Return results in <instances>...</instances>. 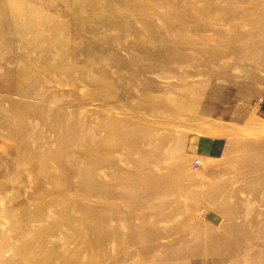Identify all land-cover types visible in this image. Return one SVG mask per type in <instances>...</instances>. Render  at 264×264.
<instances>
[{
	"label": "rangeland",
	"instance_id": "374dc122",
	"mask_svg": "<svg viewBox=\"0 0 264 264\" xmlns=\"http://www.w3.org/2000/svg\"><path fill=\"white\" fill-rule=\"evenodd\" d=\"M263 91L264 0H0V264H264Z\"/></svg>",
	"mask_w": 264,
	"mask_h": 264
},
{
	"label": "crops",
	"instance_id": "0c3cea01",
	"mask_svg": "<svg viewBox=\"0 0 264 264\" xmlns=\"http://www.w3.org/2000/svg\"><path fill=\"white\" fill-rule=\"evenodd\" d=\"M263 99L261 103H259V110L263 113L264 116V91H263ZM262 121L264 122V118H262ZM226 124V123H225ZM221 124V125H225ZM192 148L190 150L192 156L194 157H210L214 158L216 156L222 155V150L226 149V145H220L219 144V138H210L208 136H205L203 138H200L196 141L192 142Z\"/></svg>",
	"mask_w": 264,
	"mask_h": 264
},
{
	"label": "built area",
	"instance_id": "2783aa9c",
	"mask_svg": "<svg viewBox=\"0 0 264 264\" xmlns=\"http://www.w3.org/2000/svg\"><path fill=\"white\" fill-rule=\"evenodd\" d=\"M198 164H199V161H198V160H196V161L194 162V168H195V169H197V168H198Z\"/></svg>",
	"mask_w": 264,
	"mask_h": 264
},
{
	"label": "bare ground",
	"instance_id": "6f19581e",
	"mask_svg": "<svg viewBox=\"0 0 264 264\" xmlns=\"http://www.w3.org/2000/svg\"><path fill=\"white\" fill-rule=\"evenodd\" d=\"M105 193V195H112V194H110L108 191L107 192H104ZM129 217H132V215L131 214H129Z\"/></svg>",
	"mask_w": 264,
	"mask_h": 264
}]
</instances>
